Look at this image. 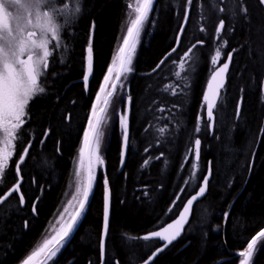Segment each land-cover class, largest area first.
Listing matches in <instances>:
<instances>
[{
  "label": "trees",
  "instance_id": "obj_1",
  "mask_svg": "<svg viewBox=\"0 0 264 264\" xmlns=\"http://www.w3.org/2000/svg\"><path fill=\"white\" fill-rule=\"evenodd\" d=\"M242 3L247 6V17L241 13V0H194L181 45L153 73L174 47L186 8V0H154L155 11L150 13L145 37L136 50L127 86L130 143L125 163L120 170L121 140L114 126L103 151L105 167L97 173L90 203L51 264H101L105 176L110 188L105 264L144 261L159 243L139 237L173 219L195 191L188 192L183 185L197 136L201 139L200 179L208 161L212 168L206 196L194 205L181 238L151 264H240L244 259L239 253L264 229V134L260 131L264 128V5L258 0ZM227 9L235 13L233 18L224 14ZM129 11V0H82L72 27L62 26L63 49L50 56L49 90L31 107L35 130L41 136L47 130L49 135L37 152L39 163L29 167L35 187L29 188L32 191L25 196L24 209L4 212L0 207V264H21L59 208L93 101L122 44V26ZM220 18L226 21L222 36L228 41L223 56L233 48L237 51L215 108L213 133L209 134L203 119L197 134L210 59L215 44L221 42L214 39ZM90 38L94 61L85 93L82 77ZM198 40L204 43L199 45ZM193 44H197L194 54L184 57L182 75L190 80L186 88L172 63ZM177 194L182 198L168 213ZM32 199L38 200L35 216L27 204ZM125 234L135 239L129 240ZM261 243L258 241L248 264H264Z\"/></svg>",
  "mask_w": 264,
  "mask_h": 264
},
{
  "label": "snow or ice",
  "instance_id": "obj_2",
  "mask_svg": "<svg viewBox=\"0 0 264 264\" xmlns=\"http://www.w3.org/2000/svg\"><path fill=\"white\" fill-rule=\"evenodd\" d=\"M63 2V0H61ZM187 8L183 13L185 24L180 25L178 35L175 37L176 47H172L170 51L159 61V63L153 68L152 72H157L162 65L166 63L169 57L172 56L178 50L181 45L182 36L185 32V25L189 20L191 6L194 0H186ZM259 5H264V0H258ZM130 11L128 12V18L125 21V25L122 26V44L118 47V51L113 59V62L107 69V74L104 76V83L100 86V92H104L105 88L115 71V79L120 82V87H126V81L128 74L134 71L132 67L133 59L136 53L137 45L141 42V34L144 32L145 25L150 20V13L155 11L154 0H137L136 5L133 7L129 5ZM241 13L247 17V6L240 4ZM220 12H224V8L219 9ZM80 12L79 0H75V5L72 9L71 15H76ZM68 14V5H64L63 8H58L54 3V0H0V132H3V137L0 138V144H3L4 148L0 151V185H3L7 176V168L10 165V157L15 154L16 142L20 139L23 126L28 122L27 117L30 115L28 112V106L30 102L39 94L45 92L44 86L40 82V78L45 75L49 67V57L52 55L50 50V41H54L55 47H61L63 40L61 37L62 25L58 23V16ZM225 19L220 18L218 24L215 26V37L221 41L214 50V55L211 56L210 64L213 66L210 72V80L207 84V90L203 93L201 107L206 105L207 123L205 126L212 128L214 126V108H216L217 100L219 98L220 89L223 88L226 74L229 70V66L233 60V54L237 51L233 48L227 52V59L224 60L219 67H215L221 59L222 50L227 45L228 41L222 36V32L225 30ZM93 31L95 24L93 23ZM123 27H126V33H123ZM201 31H205L201 28ZM203 40H198L197 44L202 45ZM197 44L191 45L183 54L180 62L181 70L184 69L183 63L184 57H189L190 53L195 52ZM67 51V48L64 49ZM192 62L195 63L197 57L193 55L191 57ZM93 47L92 39H89V45L87 48V70L85 71L82 79L87 90L89 75L93 72ZM63 63V60L61 61ZM173 63H176L173 61ZM184 81V86L190 87L189 77L176 73ZM118 85L114 81L111 85V91H107L105 99L103 101L104 107L97 106L100 100L99 93L96 96V102H93L90 115L87 118V127L83 134V147L80 149V163L79 166L74 168V175L76 177V195L73 196V200H77L78 196L82 195V198L78 200L79 207L75 210V214L71 215L70 219L64 223H61L55 235L50 239H45L43 246L32 256H29L24 264H29L31 260L41 253H47L50 257L54 258L60 252V250L66 246L69 241L71 233L74 232L79 218L83 215L87 205L90 203V195L93 192L94 185L97 180V174L94 171L95 165H103L104 159L100 154V148L104 140L105 131L104 127L107 123L108 108L111 106L112 100L116 98V89ZM176 95L175 92L172 93ZM187 95V93H185ZM131 103V97H128V104ZM119 124L122 129V148H121V165L125 163L126 152L130 143L129 136V117L127 111H123L119 114ZM202 128V118L197 116L195 132L198 134ZM261 133L264 134V128ZM49 135L46 130L42 133V139L39 141L41 144L45 142ZM31 140L26 142L23 152L19 155V160L16 163L17 177L21 176L20 165L25 161L26 156L29 154V150L32 147ZM85 149L88 150L89 166L86 179L82 176L81 167L83 165V156ZM201 149V139L199 136L195 138V160L191 164V168L194 170L190 173L193 182L200 180L198 175L199 169V154ZM191 151V147L189 149ZM147 152L148 149L146 148ZM255 155V153H253ZM187 159V157H186ZM75 163V162H74ZM148 164V161H145ZM251 167L249 170H251ZM212 174L211 162H209L208 172L203 175L202 180L198 184V191L194 195H191L183 205L179 216L171 223H167L163 226H158L157 230L154 228L151 233L144 235L142 239L145 241L150 238H159L164 241L163 244L156 247V250L144 261V264H151L153 259L168 245L175 240L183 229L184 224L187 222L191 208L199 197L205 195L207 186L210 182V176ZM189 183V181H185ZM22 185L17 180H13L10 185V190L5 194H0V203H3L14 193L20 192L19 203L23 205L25 203V197L21 192ZM184 192L185 189H180ZM182 197L177 195L172 205L169 207L168 212L171 213L176 207L177 201ZM32 211L34 214H38V200L32 204ZM67 212V208H65ZM227 213L225 217H227ZM63 214H61V219ZM104 231L105 234L109 228L110 219V188L109 180L107 176L104 178ZM28 224L25 222V227ZM129 240L135 239V237L128 236ZM258 241L264 242V229L259 231L252 237L251 241L247 244V249L241 251L239 255L245 257L241 260L240 264H248L253 252L257 250ZM261 247H264V243H261ZM101 251V264H105V252L106 242L102 238L100 240Z\"/></svg>",
  "mask_w": 264,
  "mask_h": 264
},
{
  "label": "rangeland",
  "instance_id": "obj_3",
  "mask_svg": "<svg viewBox=\"0 0 264 264\" xmlns=\"http://www.w3.org/2000/svg\"><path fill=\"white\" fill-rule=\"evenodd\" d=\"M54 3L56 4V6L58 8H63L64 5H68V14L58 16L57 19H58V23L60 25H62V26L63 25H67L66 26L67 29H70L72 27L74 21H76V19L78 18V15H79V14L78 15L76 14L74 16L71 15L72 9H73V7L75 5V0H63V2H61V0H54ZM81 3H82V0H79V7H80V9H81ZM136 3H137V0H129V5H132L133 7L136 5ZM186 8H187V3H186ZM233 9H235V8H233ZM208 10H210V12L213 10L210 5L208 6ZM224 14L227 15V17H230V18L231 17L233 18L235 16V13L228 11V9H227L226 13H224ZM198 17H201V14L200 13H198ZM183 21H184V17L182 15V18H181V21H180L181 22L180 25H182ZM197 22L198 23H201V21L199 22L198 20H197ZM198 23H195V26L197 27V30H198V26H199ZM148 24L149 23H146L144 32H142V34H141V42L137 45V49L141 45L142 40H143V37H145L144 36V33H145V31H147L146 29H147ZM124 33H126V29L124 30ZM208 33L210 35V31H208ZM62 35H63V30L61 29V36ZM55 43L56 42H54V41H50V50L52 51V53L54 51H57V50H60V52H61V48L62 47H58V48L55 47ZM219 43H221V42H219ZM218 44L217 45L215 44V47L213 49V54L212 55H214V50L218 46ZM60 52H59V54H60ZM225 55L223 56V50H222V56H221L220 62L215 67H217L223 61ZM49 59H50V57H49ZM134 59H135V57H134ZM134 59H133V62H134ZM181 59H182V57L179 58V59H177L175 61L176 63H172V65L174 66V68L176 70V73L179 72V73L182 74L183 71H184V69L181 70V68H180ZM186 60L187 59H184L183 58L184 65L186 63ZM58 65L59 66L61 65V61H58ZM132 67H133V64H132ZM210 67H211V70H212V67L213 66L211 64H210ZM211 70H210V72H211ZM106 74H107V72H106ZM131 74L132 73L128 74V79L126 81V87H120L119 86L120 85V82L118 81V83H117L118 87L116 89V94H115L116 95V98H114L112 100L111 106L108 108L107 123H106V125L104 127L105 136H104V140H103V143L101 145V148H100V154L102 156H103V151H104L105 146H106L107 139L109 138V135L111 134V131L114 129V126H116V131H117V133H118V135L120 137V140H122V129H121L120 124H119V114L121 112L127 110L126 109L127 108L126 106H128V98H127V94L126 93H127V86H128V83H129ZM209 75H210V73H209ZM209 75H208V78H209ZM114 79H115V71L112 73V76H111V78H110V80H109V82H108V84H107V86L105 88V91L104 92H100V87H99V90H98L97 94L99 93L100 100L98 102H96V97H95V99L93 101V102H96L97 103L98 108L99 107H104L103 101L105 99V96H106L107 91H111V85H112ZM103 83H104V79H103V81H102L101 84H103ZM97 94H96V96H97ZM203 111H204V106L202 107V109L200 111L201 112L200 113V116H201L202 120L204 119V113H203ZM214 113H215V110H214ZM89 115H90V113H89ZM86 127H87V123H86ZM83 134H84V132H83ZM83 146L84 145H83V135H82L80 148L77 151L76 156H75V158H74V160L72 162L73 163L72 164V170L70 172L69 179H68V181L65 184L64 194L62 196V199H61V202H60V206L57 209V211H56L55 215L53 216L52 220L47 225V228H46L45 233L43 234L42 238L40 239V241H38V243L34 246V248H32V250L27 255V257L25 258V260L29 256H32L33 253L37 252L43 246V243H44V240L45 239H50L53 235H55L56 230L59 229L61 223H64L67 220H69L70 217H71V215L75 214V210L79 207L78 200L82 198V195L81 196H78L77 197V200H73V196L76 195V177L74 175V168L76 166H79V163H80V149ZM188 158H189L188 175L186 177V180L184 179V181H189V183H185L184 182L183 187L186 188L188 192H193L194 190H196V188H197V186H198V184L200 182V180H196L195 182H193L192 179H191V176H190V173L192 171H194L191 168V164L195 162L194 161V149H193V152L191 153V156H189ZM185 159H186V157L184 158V160ZM100 168H101V165H95L94 164V171L96 172V174L98 173V171L100 170ZM200 170H201V168L199 167V169H198V175H199ZM81 173H82V176L86 179L85 153H84V156H83V165L81 167ZM179 195H180V193H179ZM65 208H67V212H65ZM61 214H63V218L62 219H61ZM54 259H55V257L52 258L47 253H41L40 255L35 256L33 258V260H31L29 262V264H51L54 261ZM25 260H23V262L21 264H24V261Z\"/></svg>",
  "mask_w": 264,
  "mask_h": 264
},
{
  "label": "flooded vegetation",
  "instance_id": "obj_4",
  "mask_svg": "<svg viewBox=\"0 0 264 264\" xmlns=\"http://www.w3.org/2000/svg\"><path fill=\"white\" fill-rule=\"evenodd\" d=\"M51 63H50V59H49V67L45 73V75H43L40 78V82L41 84L44 86L45 88V92L41 93L39 95H37L29 104L28 106V112H29V116L27 117V123L23 126V130L21 133V137L20 139L16 142V146H15V154L12 155L10 157V165L7 168V176L4 180L3 185H0V194H5L7 191L10 190V185H12L13 180H17L19 181V183L22 185L21 187V192L23 193L24 197L28 196L29 188L34 189V174L32 173V171L29 169V167H33L36 164L39 163V159L36 156L37 152H39L41 150V147L43 144H41L39 141L43 138L41 135H39V133L35 130V127L32 125V105L36 100H40L42 99V97H45L47 95L48 92V88H49V84L51 83V79L50 75L52 74L51 71ZM3 137V132H0V138ZM31 140L32 142V147L29 150V154L28 156H26L25 161L20 165L21 167V176L17 177V173H16V163L19 160V155L23 152L24 147H26V142ZM122 143V140H121ZM4 148L3 144H0V151H2ZM104 167H105V160H104ZM19 197H20V192L14 193L12 196H10L7 200H5L3 203H0V207L1 209H3L4 212L6 211H14L16 209H18L19 211H22L25 207L26 201L23 205H21L19 203ZM37 201V199H32L28 204V208L30 211V214L32 216H35V214L32 211V204ZM16 204L17 207H13L12 205ZM24 224V223H23ZM25 225V224H24Z\"/></svg>",
  "mask_w": 264,
  "mask_h": 264
},
{
  "label": "water",
  "instance_id": "obj_5",
  "mask_svg": "<svg viewBox=\"0 0 264 264\" xmlns=\"http://www.w3.org/2000/svg\"><path fill=\"white\" fill-rule=\"evenodd\" d=\"M182 24H185V21H183ZM185 27H186V25H185ZM179 30H180V28H179ZM178 33H179V31H178ZM178 33H177V35H178ZM176 46H177V44H176V41H175L174 47H176ZM226 54H227V53H226ZM226 59H227V55H225L223 61H222L220 64H222V63L224 62V60H226ZM220 64H219L217 67H219ZM230 65H231V64H230ZM229 69H230V66H229ZM86 70H87V51H86V58H85V71H86ZM228 72H229V70H228ZM228 72H227V74H228ZM84 73H85V72H84ZM227 74H226V79H227ZM91 77H92V73L89 75V81H90ZM226 79H225L224 86H225V84H226ZM209 80H210V75H209V78H208L207 83H206V86H205V91L207 90V84H208V81H209ZM114 81H115L116 83L118 82V81H116V79H114ZM114 81H113V82H114ZM224 86H223V88H224ZM223 88L220 89V93H221V91L223 90ZM83 89H84V92H85V93L88 92V86H87V90H86L85 85H84V82H83ZM111 90H112V89H111ZM205 91H204V92H205ZM220 93H219V97H220ZM262 93H264V78H263V81H262ZM218 101H219V98H218V100H217V103H218ZM214 110H215V108H214ZM126 111H127V115H128V109H127ZM203 113H204V120H205V122H206V123H211V122L207 121V116H206V105H204V111H203ZM214 115H215V114H214ZM214 125H215V120H214ZM213 129H214V126H213L212 128H208V130H209V134H210V135H212V133H213ZM121 148H122V145H121ZM199 156H200V154H199ZM120 160H121V157H120ZM194 161L197 162V161L195 160V146H194ZM209 162H210V161H208L207 164H206V169H205V172H204L203 175L207 174V172H208ZM85 163H86V177H87V171H88V166H89V155H88V150H87V149H85ZM122 166H123V165H121V162H120V170L122 169ZM250 166H251V165H250ZM202 178H203V176L201 177L200 180H202ZM210 179H211V176H210ZM199 183H200V182H199ZM207 189H208V186H207ZM196 191H198V187H197V189L195 190V192H196ZM195 192L192 193L191 195H194ZM206 193H207V191H206ZM206 193H205L204 196L199 197L196 201H194V204H193V206H192V208H191V211H190V214H189L188 220H187V222L184 224L183 229L181 230V234H180L175 240H173V241L168 245V247H169L170 245H172L173 243H175L178 239L181 238V236H182L183 233H184L185 228L187 227V225H188V223H189V221H190V218H191V214H192V210H193L194 205H195L197 202L201 201V200L206 196ZM191 195H190V196H191ZM190 196H189L188 198H190ZM188 198H187V199H188ZM187 199L184 201L183 205L186 203ZM183 205H182V207L180 208V210L178 211V213L176 214V216H175L172 220L166 222L164 225H166L167 223H171V222H173V221L179 216L180 211H181L182 208H183ZM103 223H104V219H103ZM162 226H163V225H162ZM157 230H159V229H157ZM149 233H151V232H149ZM149 233H146V234H144V235H147V234H149ZM105 235H106V234H105L104 227H103L102 238H103L104 240H105ZM144 235H141V236L139 237V239H140V240H144V239H142V237H143ZM147 241H157L160 245L164 243V241H161L159 238H155V237L150 238V239L147 240ZM168 247H167V248H168ZM167 248H165V249H167ZM165 249H164V250H165ZM155 250H156V249H155ZM155 250H154V251H155ZM154 251H153V252H154ZM162 252H163V251H162ZM162 252H160L158 255H160ZM151 254H152V253H151ZM151 254H150V255H151ZM150 255H148V256L146 257V259H144V261L147 260L148 257H149ZM158 255L153 259V261L158 257ZM244 259H245V257H244ZM144 261H142V262L139 263V264H144ZM153 261H152V262H153ZM152 262H151V263H152ZM248 263H249V261H248Z\"/></svg>",
  "mask_w": 264,
  "mask_h": 264
},
{
  "label": "bare ground",
  "instance_id": "obj_6",
  "mask_svg": "<svg viewBox=\"0 0 264 264\" xmlns=\"http://www.w3.org/2000/svg\"><path fill=\"white\" fill-rule=\"evenodd\" d=\"M182 205H183V204H182ZM182 205H181V207H182ZM181 207H180V208H181ZM180 208H179V210H180ZM179 210H178V211H179ZM177 213H178V212H177Z\"/></svg>",
  "mask_w": 264,
  "mask_h": 264
}]
</instances>
